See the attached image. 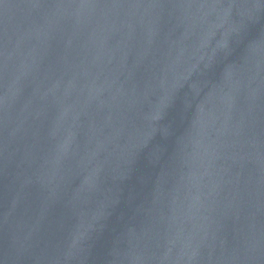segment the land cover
Listing matches in <instances>:
<instances>
[{"label": "water", "instance_id": "obj_1", "mask_svg": "<svg viewBox=\"0 0 264 264\" xmlns=\"http://www.w3.org/2000/svg\"><path fill=\"white\" fill-rule=\"evenodd\" d=\"M0 264H264V0H0Z\"/></svg>", "mask_w": 264, "mask_h": 264}]
</instances>
